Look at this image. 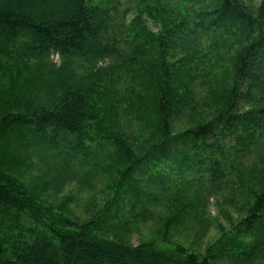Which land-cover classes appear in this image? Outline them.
<instances>
[{"label":"trees","instance_id":"obj_1","mask_svg":"<svg viewBox=\"0 0 264 264\" xmlns=\"http://www.w3.org/2000/svg\"><path fill=\"white\" fill-rule=\"evenodd\" d=\"M134 1L0 0V264L264 263V0ZM100 178L85 220L45 196ZM211 199L204 254L131 242L165 201L160 242L200 239Z\"/></svg>","mask_w":264,"mask_h":264},{"label":"rangeland","instance_id":"obj_2","mask_svg":"<svg viewBox=\"0 0 264 264\" xmlns=\"http://www.w3.org/2000/svg\"><path fill=\"white\" fill-rule=\"evenodd\" d=\"M122 4L120 6V10L122 15H125V18L129 20L133 14L131 11H127L124 14V11L128 9L132 4L135 3L134 0H121ZM173 1V0H172ZM256 5L259 4L260 0H252ZM54 62H59L58 57L54 58ZM38 174L35 173V170L29 174H27V177L30 179L31 177H35ZM49 179V178H47ZM27 180V179H26ZM50 182L49 180H47ZM29 182V180H28ZM78 183V180L73 181L72 183L68 184L62 191H60V194L58 196L53 197V191L52 186L50 189L45 193V196L52 198L54 202L62 203L63 200L69 196L74 195L76 202L72 204V208L76 211L78 217L81 220H85L87 217L86 213V204H90L92 201H95L97 203V207L101 208L106 201L108 197V186L112 183L104 180L102 178L97 179L94 181L93 185V191L88 190L87 188H81V186ZM43 184V183H42ZM114 184V182H113ZM112 184V185H113ZM50 185V184H48ZM172 193V192H170ZM169 195L166 194V196L163 198L165 200ZM168 203L165 201L164 203H160L156 206H153L152 213L153 216L151 218L147 217V220L141 221L138 223L133 224V233L130 237L131 242L135 245H138L142 241H148V240H154L155 242H159V246H161L164 249H172L175 245L180 244L187 248H192L194 251H197L200 254H204L206 251V248L213 244L219 236V227L218 224H222L226 229L231 228V224L226 219V217L221 214L220 207L215 205V200L211 199L210 204L207 207L206 211V219L208 222V227L203 235H201L200 239H197V231L198 226L194 223H186L182 229H180V232L178 231H170L169 237H170V244L169 243H161L160 242V236L163 235L162 229L163 225L167 219L168 216L171 214V210L168 209ZM225 209H227L229 212L232 213L234 216V220H237V216L235 215V210L233 207L230 206H224ZM71 209V210H73ZM238 221H236L237 223ZM194 244H197L196 246ZM220 264H226L220 263ZM264 264V263H261Z\"/></svg>","mask_w":264,"mask_h":264}]
</instances>
